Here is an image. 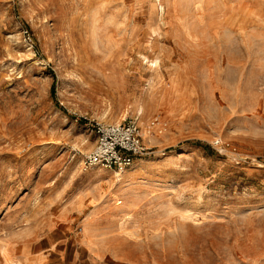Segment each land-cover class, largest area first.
Listing matches in <instances>:
<instances>
[{"label": "rangeland", "instance_id": "374dc122", "mask_svg": "<svg viewBox=\"0 0 264 264\" xmlns=\"http://www.w3.org/2000/svg\"><path fill=\"white\" fill-rule=\"evenodd\" d=\"M113 260L264 264V0H0V264Z\"/></svg>", "mask_w": 264, "mask_h": 264}, {"label": "built area", "instance_id": "2783aa9c", "mask_svg": "<svg viewBox=\"0 0 264 264\" xmlns=\"http://www.w3.org/2000/svg\"><path fill=\"white\" fill-rule=\"evenodd\" d=\"M138 126L133 123H103L96 128V145L85 156L89 168L124 172L147 153Z\"/></svg>", "mask_w": 264, "mask_h": 264}, {"label": "bare ground", "instance_id": "6f19581e", "mask_svg": "<svg viewBox=\"0 0 264 264\" xmlns=\"http://www.w3.org/2000/svg\"><path fill=\"white\" fill-rule=\"evenodd\" d=\"M143 136H144V138H145V140H147V141H149V142H152L153 141V137L152 136H150L149 134H148V132H144L143 133ZM125 172V171H124ZM116 175H117V177H118V179L120 180V179H122V177H123V173L122 172H116ZM115 196V195H114ZM119 204H122V201H118L117 202V205H119ZM87 237V236H86Z\"/></svg>", "mask_w": 264, "mask_h": 264}, {"label": "crops", "instance_id": "0c3cea01", "mask_svg": "<svg viewBox=\"0 0 264 264\" xmlns=\"http://www.w3.org/2000/svg\"><path fill=\"white\" fill-rule=\"evenodd\" d=\"M110 264H133V263L129 262L128 260H113Z\"/></svg>", "mask_w": 264, "mask_h": 264}]
</instances>
